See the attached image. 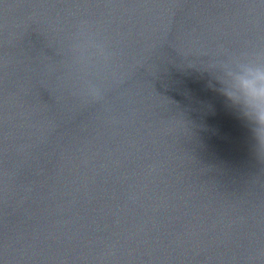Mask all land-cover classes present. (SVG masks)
<instances>
[{
  "label": "water",
  "instance_id": "obj_1",
  "mask_svg": "<svg viewBox=\"0 0 264 264\" xmlns=\"http://www.w3.org/2000/svg\"><path fill=\"white\" fill-rule=\"evenodd\" d=\"M258 57L264 0H0V264H264V138L208 86Z\"/></svg>",
  "mask_w": 264,
  "mask_h": 264
},
{
  "label": "clouds",
  "instance_id": "obj_2",
  "mask_svg": "<svg viewBox=\"0 0 264 264\" xmlns=\"http://www.w3.org/2000/svg\"><path fill=\"white\" fill-rule=\"evenodd\" d=\"M69 68L80 93L95 102L104 99L106 82L119 83L108 46L86 29L73 40ZM208 86L251 125L253 135L264 138V58L224 60L214 67Z\"/></svg>",
  "mask_w": 264,
  "mask_h": 264
}]
</instances>
